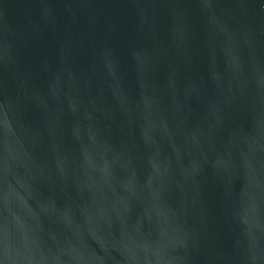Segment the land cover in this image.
Returning a JSON list of instances; mask_svg holds the SVG:
<instances>
[{
  "label": "water",
  "instance_id": "95a60500",
  "mask_svg": "<svg viewBox=\"0 0 264 264\" xmlns=\"http://www.w3.org/2000/svg\"><path fill=\"white\" fill-rule=\"evenodd\" d=\"M0 264H264V0H0Z\"/></svg>",
  "mask_w": 264,
  "mask_h": 264
}]
</instances>
